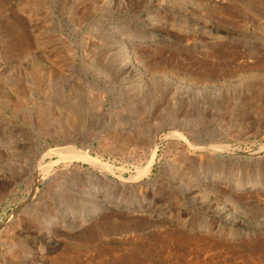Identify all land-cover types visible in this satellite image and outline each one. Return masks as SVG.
<instances>
[{
	"label": "rangeland",
	"instance_id": "1",
	"mask_svg": "<svg viewBox=\"0 0 264 264\" xmlns=\"http://www.w3.org/2000/svg\"><path fill=\"white\" fill-rule=\"evenodd\" d=\"M0 264H264V0H0Z\"/></svg>",
	"mask_w": 264,
	"mask_h": 264
},
{
	"label": "bare ground",
	"instance_id": "2",
	"mask_svg": "<svg viewBox=\"0 0 264 264\" xmlns=\"http://www.w3.org/2000/svg\"><path fill=\"white\" fill-rule=\"evenodd\" d=\"M176 134V133H175ZM174 134V135H175ZM179 136V135H178ZM179 137H181L182 138V140L184 141V142H186V143H189L190 144V146L192 145V143H190V142H188L185 138H183L181 135L179 136ZM170 138V137H169ZM168 138V139H169ZM167 139V140H168ZM178 139H180V138H178ZM153 140V139H152ZM151 140V141H152ZM155 142V141H154ZM181 144V143H180ZM188 145V144H187ZM155 146V145H154ZM155 148V147H154ZM72 152V154L74 155V156H76V157H79V159L81 160V161H83V162H85V163H88L89 165H91L92 167H95L96 169H98V170H100V171H110L112 174H114L113 173V168L109 165V164H107V163H104L102 160H100V159H98V158H93V157H90L89 156V154H87V153H81V154H76V153H74V151H71ZM152 156H153V158H154V155L156 154V149H154V150H152ZM76 154V155H75ZM139 169V168H138ZM46 170V169H45ZM47 171H48V169H47ZM143 172H144V170H138V176L140 177V175L141 174H143ZM99 174V173H98ZM139 177H136V178H133V180L134 181H136ZM132 178V177H131ZM123 179V178H122ZM123 181V180H122ZM124 181H127V180H125L124 179ZM123 183V182H122Z\"/></svg>",
	"mask_w": 264,
	"mask_h": 264
}]
</instances>
